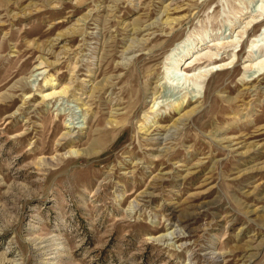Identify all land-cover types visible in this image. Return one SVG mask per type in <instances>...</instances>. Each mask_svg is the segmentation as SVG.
I'll list each match as a JSON object with an SVG mask.
<instances>
[{
    "label": "rangeland",
    "instance_id": "374dc122",
    "mask_svg": "<svg viewBox=\"0 0 264 264\" xmlns=\"http://www.w3.org/2000/svg\"><path fill=\"white\" fill-rule=\"evenodd\" d=\"M0 264H264V0H0Z\"/></svg>",
    "mask_w": 264,
    "mask_h": 264
},
{
    "label": "bare ground",
    "instance_id": "6f19581e",
    "mask_svg": "<svg viewBox=\"0 0 264 264\" xmlns=\"http://www.w3.org/2000/svg\"><path fill=\"white\" fill-rule=\"evenodd\" d=\"M217 69V68H216ZM197 73V72H196ZM196 73H192L191 75H187L186 76V78H188V80H189V78H194L195 77V79H198L200 76H201V74L200 73H198V74H196ZM261 75V74H260ZM251 77H252V80H255V75L254 74H252V75H250ZM202 77V76H201ZM254 77V78H253ZM200 79V78H199ZM257 79V78H256ZM56 92H53V93H49L48 95L50 96V95H53V94H55ZM155 95V94H154ZM155 99V98H154ZM155 101V100H154ZM157 101V100H156ZM156 101H155V103L153 104V106L152 107H154L155 106V104H157L156 103ZM183 105V103L181 102V103H178L177 105H176V109H179L181 106ZM155 109V108H154ZM193 113H195V112H197V110H193L192 111ZM182 119V118H181ZM184 120V119H183ZM160 128V126L159 127H156V129L155 130H159V131H161V129H159ZM162 128V127H161ZM157 132L156 134H160V132ZM169 132V131H168ZM152 134V133H151ZM163 134V133H162ZM161 135V134H160ZM160 138H162V137H158V139H160ZM176 237V236H175Z\"/></svg>",
    "mask_w": 264,
    "mask_h": 264
}]
</instances>
